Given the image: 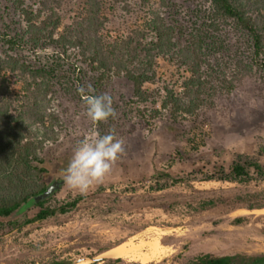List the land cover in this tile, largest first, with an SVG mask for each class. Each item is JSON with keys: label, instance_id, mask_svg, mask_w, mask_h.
<instances>
[{"label": "rangeland", "instance_id": "374dc122", "mask_svg": "<svg viewBox=\"0 0 264 264\" xmlns=\"http://www.w3.org/2000/svg\"><path fill=\"white\" fill-rule=\"evenodd\" d=\"M62 1L64 22H69L82 0ZM203 1H180L176 17L191 24L193 10ZM123 6L124 1L105 7L101 33L106 40L134 39L144 33L147 1L127 0ZM210 34L203 49L208 61L203 67L206 104L187 119L174 121L165 111L151 118L146 109L152 105L133 102L126 78L111 79L104 93L113 98L116 117L109 119L106 130H115L126 151L103 182L85 193L69 189L63 177L74 147L98 130L85 115L84 98L58 94L51 101L56 138L46 144L49 158L43 163V178L59 188L45 205L81 200L68 213L21 228L8 222L34 216L37 205L0 218V264H50L55 257L85 264L88 256H110L109 249L130 241L142 246L123 258L142 263L184 264L201 253L264 255V67L252 63L249 40L232 22ZM155 70L154 81L144 85L150 99H159L164 85L178 90L187 75L175 53L159 55ZM6 77L12 89L21 91L17 74ZM154 106L160 109L158 102ZM237 153L254 158L263 176L251 168L247 182L206 179L219 167L228 172ZM161 173L180 181L171 183ZM247 193L257 194L255 201L263 206L245 208L237 196ZM209 199L216 204L200 208ZM238 217L241 222L235 221Z\"/></svg>", "mask_w": 264, "mask_h": 264}, {"label": "trees", "instance_id": "16d2710c", "mask_svg": "<svg viewBox=\"0 0 264 264\" xmlns=\"http://www.w3.org/2000/svg\"><path fill=\"white\" fill-rule=\"evenodd\" d=\"M122 1L126 8L127 0L79 1L70 21L64 22L62 0H0V218H7L30 204L39 207L34 216L23 222L9 221L12 227L21 228L68 213L81 200L77 197L55 206L45 205L59 188L57 182L48 185L43 178L47 171L43 163L49 158L46 144L56 138L53 131L56 115L48 105L58 94L80 100L84 98L79 92L81 86L87 88L90 84L96 94H101L113 77L122 76L132 85L133 102L152 105L146 109L151 118L165 111L174 121L187 119L206 104L207 79L203 70L208 65L203 51L206 40L227 21L247 36L252 47V63L264 67V0H204L193 10L191 19L195 20L191 24L176 17L179 2L185 0H142L149 7L144 33H137L134 39L106 40L101 33L105 22L103 11L107 4L112 6ZM154 3L157 5L153 6ZM169 53L181 58L187 75L182 77L178 90L164 85L160 98L150 99L144 85L156 77L157 57ZM9 73L19 76L21 91L10 87L6 77ZM157 102L160 109L154 106ZM136 110L144 118L143 109ZM109 122L96 126L102 135L107 134ZM251 168L263 176L262 166L254 158L237 153L228 172L219 167L205 177L247 182L252 179ZM161 175L171 183L180 181L168 173ZM53 184L56 186L44 195ZM255 198V193L237 196L250 210L263 206ZM215 204V200L209 199L202 201L200 208ZM235 221L241 222L242 218ZM2 226L0 221V230ZM263 261L264 255L258 254L201 253L184 264ZM70 263L58 257L50 262ZM85 264L156 263L104 256Z\"/></svg>", "mask_w": 264, "mask_h": 264}, {"label": "clouds", "instance_id": "9594fccd", "mask_svg": "<svg viewBox=\"0 0 264 264\" xmlns=\"http://www.w3.org/2000/svg\"><path fill=\"white\" fill-rule=\"evenodd\" d=\"M79 92L84 97L85 115L94 126L98 127L110 118L115 119L113 98L109 94H96L90 84L87 88L81 86ZM125 151L124 140L117 137L114 129L104 135L99 131L93 132L74 147L63 177L64 183L69 189L87 192L103 182Z\"/></svg>", "mask_w": 264, "mask_h": 264}, {"label": "bare ground", "instance_id": "6f19581e", "mask_svg": "<svg viewBox=\"0 0 264 264\" xmlns=\"http://www.w3.org/2000/svg\"><path fill=\"white\" fill-rule=\"evenodd\" d=\"M130 240V239H129ZM159 240V239H158ZM127 241V240H126ZM157 241V240H156ZM131 242V241H130ZM130 242H122L118 245L113 246L108 250L107 254L113 257H127L135 253L136 250L140 249L142 245L133 244ZM137 243V242H136ZM141 243V242H140ZM149 243V242H148ZM144 244V243H143ZM159 245V244H158ZM157 245V246H158ZM146 247V246H145ZM144 248V247H143ZM142 248V249H143ZM155 248V247H154ZM156 249V248H155ZM154 249V250H155ZM149 250V249H148ZM140 252V251H139ZM153 252V251H152ZM157 252V251H156ZM154 253V252H153ZM152 256V255H151ZM130 257V256H129ZM138 258V257H137ZM152 258V257H151ZM132 259V258H131ZM142 259V258H141ZM141 262V261H140Z\"/></svg>", "mask_w": 264, "mask_h": 264}, {"label": "water", "instance_id": "95a60500", "mask_svg": "<svg viewBox=\"0 0 264 264\" xmlns=\"http://www.w3.org/2000/svg\"><path fill=\"white\" fill-rule=\"evenodd\" d=\"M55 186H56V185L53 184L51 187H49V188L47 189V191L45 192L44 195H48V194L50 193V191L52 190V188L55 187ZM101 257H104V256L94 257V258H92V259H99V258H101ZM92 259H90V260H92ZM260 264H264V261H263L262 263H260Z\"/></svg>", "mask_w": 264, "mask_h": 264}]
</instances>
